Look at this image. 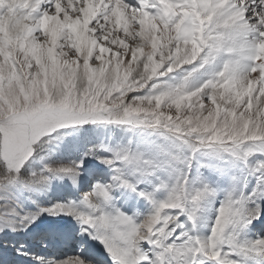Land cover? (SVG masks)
Wrapping results in <instances>:
<instances>
[{
	"label": "snow or ice",
	"instance_id": "1",
	"mask_svg": "<svg viewBox=\"0 0 264 264\" xmlns=\"http://www.w3.org/2000/svg\"><path fill=\"white\" fill-rule=\"evenodd\" d=\"M0 250L264 264V0H0Z\"/></svg>",
	"mask_w": 264,
	"mask_h": 264
},
{
	"label": "rangeland",
	"instance_id": "2",
	"mask_svg": "<svg viewBox=\"0 0 264 264\" xmlns=\"http://www.w3.org/2000/svg\"><path fill=\"white\" fill-rule=\"evenodd\" d=\"M6 239H8V238H6ZM1 254H3V258L2 259L0 258V264H3L2 262H3L4 259H6V258L10 259L11 258L10 253L6 254V253L3 252V250H0V256H1Z\"/></svg>",
	"mask_w": 264,
	"mask_h": 264
},
{
	"label": "bare ground",
	"instance_id": "3",
	"mask_svg": "<svg viewBox=\"0 0 264 264\" xmlns=\"http://www.w3.org/2000/svg\"><path fill=\"white\" fill-rule=\"evenodd\" d=\"M44 224H45V226H46L47 221H45ZM95 247H98V245H96ZM60 250H61V249L58 248V247H56V248L53 247V248H51V249H47L48 252H57V251H60Z\"/></svg>",
	"mask_w": 264,
	"mask_h": 264
}]
</instances>
